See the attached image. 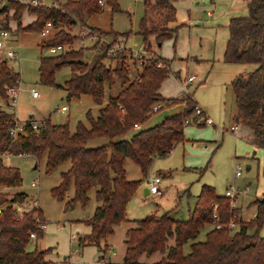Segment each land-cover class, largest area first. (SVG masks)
Here are the masks:
<instances>
[{
    "label": "trees",
    "instance_id": "1",
    "mask_svg": "<svg viewBox=\"0 0 264 264\" xmlns=\"http://www.w3.org/2000/svg\"><path fill=\"white\" fill-rule=\"evenodd\" d=\"M56 1L58 7H35L10 1L6 9L0 10L7 30H10L11 19L18 22L19 29L36 33L43 30L45 23H52L51 35L40 43V84L65 89L69 100L90 96L96 105H102L107 86L119 81L122 90L100 108L98 117L87 112V125L78 122L73 133L68 123L54 124L46 119L41 122L39 130H34L31 122H26V135L15 140L12 132L18 121L4 105L10 100L8 90L20 85L21 75L10 67L7 59L0 57V190L19 189L24 185L21 170L5 166L4 156H32L36 159V168L45 160L47 175L69 164L51 194L59 202L68 198L64 206L68 211L77 205L85 208L90 202L89 193L95 190L98 205L92 216L84 221L91 232L80 237L79 244L95 247L104 258L110 250L109 239L116 227L130 222L127 205L142 183L141 180L127 179L126 160L130 159L138 166L145 177L155 159L166 157L184 141L185 122L192 118L198 123L199 117L195 116L197 106L187 96L183 99L185 109L182 113L167 117L151 128L136 130L129 140H125L124 136L134 131L135 124L143 125L151 118L155 106L178 102L165 100L159 94L161 84L169 76L170 61L155 54L140 67L138 76L130 80L124 56L114 68L107 63L110 59L107 44L101 45L89 59L85 54L87 49L42 55L46 49L72 45L78 37L65 29L83 25L87 18L101 13L104 6L113 13L121 12L118 0H103V6L99 5V0ZM173 1L144 0L138 35L150 50V37L155 36L156 44L161 45L171 36L167 26L176 20ZM11 11H14L12 17ZM25 11L35 16L36 21L22 28ZM94 30L117 40L116 33ZM228 30L224 62L253 67L246 75L236 76L230 84L238 118L253 132V143L264 150V0H250L247 15L232 19ZM128 35L126 33L124 37ZM97 46L95 44L92 48ZM64 68L70 69L71 76L61 87L56 83V76ZM95 139H107L108 143L88 148V143ZM27 200L28 195L24 192L13 196L6 191L0 194V206L25 204ZM250 206L255 208V216L243 221L239 209H231L227 198L217 195L214 188L203 186L188 219L175 220L171 212H167L133 221L135 226L125 234L126 249L120 264H264V238L260 235L264 223V197L254 200ZM214 212L221 229L214 227ZM37 216L43 221L40 209H33L19 219L12 206L0 215V264H49L46 256L51 249H31V233L37 232L38 239L43 235L36 228ZM232 219L236 224L234 229L229 228ZM206 226L212 229L206 233L205 240L191 243L190 252L186 254L184 246L195 240ZM157 253L162 258L156 263L140 261L142 255Z\"/></svg>",
    "mask_w": 264,
    "mask_h": 264
},
{
    "label": "rangeland",
    "instance_id": "2",
    "mask_svg": "<svg viewBox=\"0 0 264 264\" xmlns=\"http://www.w3.org/2000/svg\"><path fill=\"white\" fill-rule=\"evenodd\" d=\"M14 1L23 4L20 0ZM43 3L45 7L59 6L58 1L54 2V0H43ZM118 4L121 12L113 13L110 8L104 6L101 13L87 18L83 25L77 24L73 28L65 29L70 35L78 37V40L72 45L65 46V50L87 49L85 52L90 50L86 47L90 46L91 43H83L79 36L82 26H92L103 33H116L118 34L117 39L125 40L128 48L141 49L143 47V41L141 36L138 35V32L139 23L144 13V0H118ZM26 13L27 11L23 13V16ZM12 21L15 20L11 19L10 22ZM19 31L27 32L22 29H19ZM126 33H129V35L124 37ZM24 35L14 46V51H17L20 55L19 59H8L10 60L9 64L14 66V71L21 75L20 85L22 91L18 96L16 108L9 105H7V108L21 123H40L41 120L50 119L54 124L68 123L70 131L73 133L78 122L87 125V112L90 111L93 117H98L100 108L106 105L109 98L115 97L121 92V83L116 81L114 85L106 87L102 105H96L90 96H81L80 98L69 100L65 89L41 85L39 74L40 43L44 42V40L40 37V33L30 31ZM99 35L106 42L114 41V37L111 35ZM13 36L15 34L12 33ZM101 45L99 44L96 49L92 50L97 51ZM151 50L154 51L153 45H151ZM42 55H49L47 49L42 51ZM124 57L128 63V76L130 80H134L141 72V68L129 58L128 54H125ZM121 58L123 56L110 58L107 60V63L114 68L120 63ZM70 76L71 72L69 68L62 69L56 76L57 85L64 87L65 82L69 80ZM33 89L36 90V93L32 92ZM212 90L214 89L197 90L196 96L199 98V102L201 103L202 101L205 102L212 99ZM62 107H66L68 111L65 113L61 112ZM226 111L228 112V104ZM175 112L176 110L164 107L159 112L154 113L145 124L141 125V130L161 123L165 118L172 116ZM207 117L213 123L218 124L217 117L214 118L210 115ZM189 120L193 121L192 118ZM226 127L230 126L226 125ZM134 133L135 131L130 132L124 136V139L129 140ZM185 134L188 142L178 146L167 158L156 160L145 177L142 176L138 166L130 159L126 160L125 170L127 179L130 181L141 180V189H148L147 180L150 175L156 177L158 173H161L163 176L160 184L161 195L145 197L144 193L141 196L135 194L127 206L128 218L130 220H139L152 214H158L160 216L166 211L173 210L174 218L186 220L188 218L187 204L192 205L201 187L207 185L214 187L217 194L221 196H225L226 188L231 187L240 192V194L245 192V195H239L237 197L238 206L241 209V219L243 221H249L250 214H253L255 210L254 207L250 206L252 199L264 197V161L260 163L259 171L257 168L247 171L249 163L251 162L246 159H235L236 142L233 136L230 138L231 135H225L222 141V135L218 133L216 128L209 126L198 127L196 123L191 122L186 125ZM214 141L219 142L221 145L217 150L212 143ZM107 143V139H95L88 143V148H96ZM260 155H255V157L261 159ZM32 160L34 161V159H31L28 166L24 168V185L22 187L23 191L21 192L28 195V205L33 206L34 201H38L40 211L42 210L44 218L47 221L44 238L40 241V244L44 247L56 249L55 253L58 256L54 254L53 259H56V257L60 259L72 254L71 260L76 261L78 264H120L126 249L124 243L125 234L131 226L127 223H121L116 227L114 235L109 239L111 249L104 256L105 263L104 259L101 258L102 254L95 247L80 246L79 240L76 239L78 235L79 238L84 237L85 232L88 230L84 221L92 216L98 205L95 200V190L89 193L90 202L85 208L77 205L74 209L65 211L64 206L68 198H66L65 202H59L52 196L51 190L60 184V175L68 170L69 164H65L54 173L47 175L45 173V160H42L36 169L37 162L35 160L33 163ZM236 166H241L240 177H236ZM32 179L39 180V189L31 187ZM186 189L189 191V197L182 195ZM4 190L11 196L16 194L12 190ZM71 223L75 240L70 241ZM209 229H211L210 226L202 229L195 240L189 241L184 246V252L186 254L190 252L191 243L204 241ZM260 235L264 238V223L260 230ZM34 245H32L31 249L35 248ZM161 258L162 256L159 253L152 256L142 255L140 261L144 263H156Z\"/></svg>",
    "mask_w": 264,
    "mask_h": 264
},
{
    "label": "crops",
    "instance_id": "3",
    "mask_svg": "<svg viewBox=\"0 0 264 264\" xmlns=\"http://www.w3.org/2000/svg\"><path fill=\"white\" fill-rule=\"evenodd\" d=\"M249 3L250 0H175L173 1V5L176 9V20L174 22H171L167 26V29L170 32L171 36L168 39H166L161 45L156 44L155 36L150 37L149 42L151 45L154 46V52L158 57L170 61L169 64L170 73L169 76L161 84L159 94L165 100H178V102L176 103H169V102L160 103L158 105L159 110L157 112H159L161 109L166 107L168 109L176 110V112L173 115L182 113L185 109V103H183V99H185V97L187 96H190L194 100L196 106L200 107L204 111L206 116L210 115L214 118L216 117L218 118V124L214 123L213 125H207L204 122L203 118H199L197 119L198 123H196V125L198 127L209 126L212 128H216L218 133L222 135V141L224 140L223 138L225 135H231L230 138H232L233 136L236 142L235 159L236 160L246 159L247 161L251 162L249 163L247 171H251L253 168H257V170L259 171L260 163L264 161V150L259 149L253 143V132L239 121L238 113L235 106V98L230 88V84L236 76L246 75L253 69V67H246L243 65H231L224 62V52L229 40V30H228L229 23L234 18L245 17L248 12ZM11 15L12 16L14 15V11L10 12V16ZM35 21H36V17L30 15L27 12L22 18V27L26 28ZM90 28L97 29L92 26H90ZM9 32L10 35L5 40V53L2 54V57L6 56L7 51L10 50L14 51L15 50L14 46L16 43L19 42V39L25 36L24 35L25 33H29V32H20L18 22L16 21L10 22ZM12 33L15 34V36L12 37ZM93 46L94 45L90 44V46L86 47L90 49L88 50V52L87 51L85 52L88 58H92L95 55L96 51L92 50ZM10 67L13 68L14 70V66L10 65ZM190 76H195L196 80L190 83L186 89L185 81ZM195 84L197 85L194 87ZM199 89H204V90L214 89L212 90V96H211V98L212 97L213 98L205 102L202 101L200 103L199 98L196 96L197 90ZM227 104H228V112L226 111ZM7 105L8 104L4 105V107L9 111ZM67 111H68L67 109L66 111L61 110V112L63 113ZM16 119L17 121L21 122L18 118ZM42 121L44 120H41L40 122ZM192 122L195 123V121ZM226 125H229L230 127L233 125L237 126L238 128L237 134H233L230 130V127H226ZM139 129H141V125ZM184 138H185L184 141L182 143L177 144L172 150V152L178 146L184 145L186 142H188L185 134V129H184ZM212 143L215 145L216 150L221 146L220 143L217 141H214ZM170 154L164 158H157L155 159V161L160 159H165L168 156H170ZM259 154H261L260 155L261 159L255 157V155H259ZM31 159H34V161L32 160L33 163L36 160L32 156H4L3 162L4 165L7 167L19 168L22 172V176L24 179V168L28 166V163ZM157 176L161 177V179L163 177L161 173H158ZM33 180L34 179H32V181ZM203 186H207V185H203ZM203 186L201 187V190ZM159 189L160 192L158 194H150L149 191L148 193H145V191L148 189L139 188L137 190L136 195L141 196L144 193L145 197L148 196L155 197L161 195L162 191L160 185H159ZM227 189L229 188H226V191ZM9 190H12V192L14 193H19L23 191L22 188L9 189ZM199 194L194 198L192 205L187 204L188 217L195 208ZM182 195H187L188 197L190 196L189 191L187 189L183 191ZM239 195H245V192ZM256 199H262V198H257V197L253 198L252 202ZM237 208L240 211V219H241V209L238 206V198H237ZM167 212H171V216L173 217L174 214L173 210H169L164 213ZM41 214L43 220L46 221L42 210H41ZM155 215L158 216V214ZM254 216H255V210L253 214H250V217L248 219L251 220L254 218ZM127 219L130 221L127 222V224L131 226L130 228L134 227L135 222L133 221H137V220H130L128 216ZM174 219L183 220L180 218H174ZM72 227L73 226L71 223L70 241H71V236L75 235L72 232ZM87 229L88 230L87 232H85L84 236L90 234L91 232L90 227L87 226ZM211 229H209L208 232ZM43 238H44V232L40 239L33 241V245L36 242L34 245L35 248H38L40 250L51 249L50 253L46 256V260L49 262V264H65L64 260L66 256L60 259L57 257L56 259H53L54 254H56L55 253L56 249L51 247H44L43 245L40 244V241L43 240ZM76 239L79 240V235L76 236ZM56 255L58 256V254ZM103 259L105 260V258Z\"/></svg>",
    "mask_w": 264,
    "mask_h": 264
},
{
    "label": "built area",
    "instance_id": "4",
    "mask_svg": "<svg viewBox=\"0 0 264 264\" xmlns=\"http://www.w3.org/2000/svg\"><path fill=\"white\" fill-rule=\"evenodd\" d=\"M10 1H14V0H0V10L2 8H4L8 2ZM23 4H27V5H32L35 7H39V6H44L43 0H20ZM100 6H103V1L99 0L98 1ZM53 31V25L51 22H47L45 23V26L43 28V30L40 32V37L42 38V40L47 39L51 33ZM10 32L9 30L6 29L5 24H4V18L2 15H0V57L2 59H14V60H18L19 59V54L16 51L10 50L6 52V56L2 57V54L5 53V40L9 37ZM81 38V41L83 43L85 42H89L92 45L95 44H107L109 45V48L107 50V56L108 58H116V57H122L125 54H128L129 58L132 59L135 63H137L140 67L145 65L146 62H148L150 59L154 58L155 56V52L148 49V47L146 45H143V47L141 49H136V48H128L126 41L125 40H116V41H112V42H106L105 40H103L102 38H100V35L97 31H95L93 28L87 27V26H82L81 27V34L79 35ZM65 51V46H57V47H53V48H49L47 49V53L49 55H57L61 52ZM196 80L195 76H190L186 79L185 81V87L187 89L188 85L192 82H194ZM22 91L21 85H18L16 87H12L8 90V94L10 96V100L8 105L16 108V104H17V99L18 96L20 94V92ZM33 93H36V90L33 89L32 90ZM66 107H62L61 110L62 111H66ZM159 110V106H155L153 108L154 112H157ZM195 116L199 117V118H203L204 122L207 125H213V121L211 119H209L204 111L200 108V107H196L195 109ZM192 121L187 120L185 122V125L190 124ZM32 127L34 130H39L40 126H41V122H33L31 123ZM26 123H21V122H17V127L13 130L12 135L14 137L15 140H17L19 138L20 135H26ZM140 125L135 124L133 126L134 130H139ZM237 126H231L230 130L233 134H237ZM224 131V130H222ZM24 156H29V155H24ZM241 176V166H236V177H240ZM162 179L159 176L153 177L152 175H150L148 177L147 183H148V191L150 194H158L160 192L159 189V185L161 183ZM31 187L35 188V189H39V180L38 179H34L31 183ZM5 190H0V194L4 193ZM240 194V192H238L237 190H235L233 187L227 189V191L225 192V198H227L229 200V204L231 209H236L237 208V197ZM9 206H12L15 210V212L18 214V218L22 219L24 218L25 213L33 210V209H40V205L38 203V201H34V205L30 206L28 205V203L26 202L25 204H6L4 206H0V215H2ZM213 219H214V227L216 229H221L222 225L218 222V216L216 214V212H214L213 214ZM236 227L235 221L234 219H232L229 222V228L230 229H234ZM36 228L38 231L44 232L45 229L47 228V222L45 220H41L39 216H37V224H36ZM31 239L37 240L38 239V233L37 232H32L30 235ZM71 240H75V236L72 235L71 236ZM72 254H70L69 256L66 257L65 259V263L66 264H78L76 262H73L71 260ZM105 261V260H104ZM106 263V261H105Z\"/></svg>",
    "mask_w": 264,
    "mask_h": 264
},
{
    "label": "water",
    "instance_id": "5",
    "mask_svg": "<svg viewBox=\"0 0 264 264\" xmlns=\"http://www.w3.org/2000/svg\"><path fill=\"white\" fill-rule=\"evenodd\" d=\"M7 7L5 6L4 9H6ZM145 193H148V190L145 191Z\"/></svg>",
    "mask_w": 264,
    "mask_h": 264
}]
</instances>
